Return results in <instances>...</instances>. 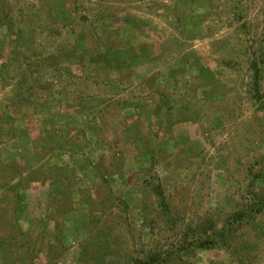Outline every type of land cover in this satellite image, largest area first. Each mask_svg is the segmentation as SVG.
<instances>
[{
  "label": "rangeland",
  "instance_id": "374dc122",
  "mask_svg": "<svg viewBox=\"0 0 264 264\" xmlns=\"http://www.w3.org/2000/svg\"><path fill=\"white\" fill-rule=\"evenodd\" d=\"M152 251L264 264V0H0V264Z\"/></svg>",
  "mask_w": 264,
  "mask_h": 264
},
{
  "label": "trees",
  "instance_id": "16d2710c",
  "mask_svg": "<svg viewBox=\"0 0 264 264\" xmlns=\"http://www.w3.org/2000/svg\"><path fill=\"white\" fill-rule=\"evenodd\" d=\"M256 63H254V67H256ZM257 196V194H254ZM162 196V195H161ZM255 201L248 204L246 209H243L237 213H235L232 217V222L228 223L226 226L221 227L218 231L211 233H206L204 237H200L197 240L192 241L191 243H185L189 248H207L218 245H223L228 248L232 247V240L234 239L231 235L234 231V226L242 225L243 223H248L250 220L255 218L256 214H259L262 211V206L258 207L259 202ZM163 203L166 208L170 206L167 198H163ZM250 218V219H249ZM249 219V220H248ZM28 245H31L29 243ZM236 250V248H234ZM40 249L38 246L31 245L27 248V254L30 258H37L39 256ZM149 253V254H148ZM146 253L145 258H135L131 264H166L170 258V256L162 255L157 252H148Z\"/></svg>",
  "mask_w": 264,
  "mask_h": 264
}]
</instances>
